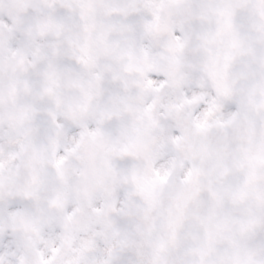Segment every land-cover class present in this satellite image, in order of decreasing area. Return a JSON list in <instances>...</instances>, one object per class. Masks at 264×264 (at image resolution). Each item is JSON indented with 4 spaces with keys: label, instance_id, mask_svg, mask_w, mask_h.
<instances>
[{
    "label": "snow or ice",
    "instance_id": "obj_1",
    "mask_svg": "<svg viewBox=\"0 0 264 264\" xmlns=\"http://www.w3.org/2000/svg\"><path fill=\"white\" fill-rule=\"evenodd\" d=\"M0 264H264V0H0Z\"/></svg>",
    "mask_w": 264,
    "mask_h": 264
}]
</instances>
